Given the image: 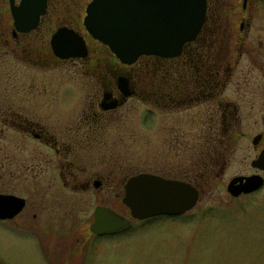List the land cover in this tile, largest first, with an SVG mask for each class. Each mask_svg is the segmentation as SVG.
<instances>
[{"label": "flooded vegetation", "instance_id": "obj_1", "mask_svg": "<svg viewBox=\"0 0 264 264\" xmlns=\"http://www.w3.org/2000/svg\"><path fill=\"white\" fill-rule=\"evenodd\" d=\"M75 1L85 2L86 16L92 0H46L37 27L21 31L15 26L11 3L19 7L22 0H0V194L23 201L15 215L0 218V264H101L103 245L130 237L133 222L113 232L108 228L96 232L92 226L99 206L119 214L109 199L120 195L123 199L125 184L120 186L116 175L98 169L117 162L116 112L135 100L153 103L167 114L191 113V128L203 135L207 149V160L200 163L204 172L210 167L214 173L219 166L223 173L226 153L238 136L254 154L251 171L231 180L256 175L264 179V171L252 166L264 150V0H206L201 30L177 57L142 56L132 65L122 64L90 36L98 46L92 49L78 30L84 5ZM67 6H77L78 15L67 16ZM233 16L239 21L238 31ZM61 27L83 37L86 59L55 55L51 39ZM70 63L81 64L92 100L59 117L54 111L34 109L38 94L46 92L35 83L36 71ZM237 70L239 80H234L231 92ZM123 81L126 91L120 88ZM115 102L117 107L105 109ZM22 170L25 173L19 174ZM201 174L195 182L212 180ZM180 181L200 193L194 179ZM82 193L103 194L105 200L96 198L94 208L77 206L71 199Z\"/></svg>", "mask_w": 264, "mask_h": 264}, {"label": "rangeland", "instance_id": "obj_2", "mask_svg": "<svg viewBox=\"0 0 264 264\" xmlns=\"http://www.w3.org/2000/svg\"><path fill=\"white\" fill-rule=\"evenodd\" d=\"M77 3L84 5L78 30L91 43L92 49L98 48L83 26L85 2ZM76 7H65L66 15L69 16V12L70 16L76 15ZM57 10L60 11L59 7ZM236 16L231 19L234 30L238 31ZM106 56L104 53L103 58ZM62 65L56 64L48 71H36L35 83L38 82L40 89H46V92L38 94L34 109L54 111L59 117L60 113L82 109L84 102L92 100L89 87L84 86L81 64ZM119 70L127 69L120 67ZM234 80H239V70L232 80L231 92L235 89ZM238 95L236 93L237 100H240ZM116 113L118 160L102 164L99 172L116 175L120 186L139 173L177 180L192 178L194 182L195 178L203 177V173L212 180L195 182L200 198L197 205L184 215L156 217L142 222L132 220L134 224L128 239L119 238L103 245L101 264H264V186L254 194L239 197H232L227 192V185L234 175L251 171L254 151L248 142L236 137L226 153L228 160L223 173L219 166L214 167V173L210 167L209 172H204L200 163L207 160L205 140L202 134L191 128L190 112L186 114L181 110L167 114L153 103L135 100ZM25 153L27 150L24 156ZM98 197L105 200L103 194L90 193L78 194L77 199L71 200L77 206L94 208ZM121 199L120 195L118 199H109V203L119 214L129 218V209Z\"/></svg>", "mask_w": 264, "mask_h": 264}, {"label": "water", "instance_id": "obj_3", "mask_svg": "<svg viewBox=\"0 0 264 264\" xmlns=\"http://www.w3.org/2000/svg\"><path fill=\"white\" fill-rule=\"evenodd\" d=\"M46 0H22L19 7L11 3L15 26L21 31L37 27L45 14ZM206 16V0H92L86 7L84 27L95 40L107 46L125 65L142 56L177 57L183 45L201 30ZM54 53L61 59H86L85 40L73 29L59 28L52 36ZM121 80V79H120ZM123 80V79H122ZM125 81L120 83L126 91ZM130 96L129 93H125ZM117 103L106 106L115 108ZM264 171V150L252 163ZM264 186L260 176L235 177L227 185L232 197L251 194ZM123 204L131 219L99 206L95 211L93 230L110 232L126 229L132 220L143 221L159 216H180L192 210L200 193L192 184L150 173L131 176L124 186ZM0 194V218L12 217L22 209L23 201Z\"/></svg>", "mask_w": 264, "mask_h": 264}, {"label": "trees", "instance_id": "obj_4", "mask_svg": "<svg viewBox=\"0 0 264 264\" xmlns=\"http://www.w3.org/2000/svg\"><path fill=\"white\" fill-rule=\"evenodd\" d=\"M76 10H79V8L78 7H76L75 9H74V11H75V14L77 15L78 13H77V11ZM197 183V182H196ZM196 183L193 181V184L194 185H196ZM197 186V185H196Z\"/></svg>", "mask_w": 264, "mask_h": 264}]
</instances>
